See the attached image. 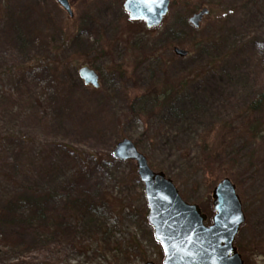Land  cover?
I'll return each mask as SVG.
<instances>
[{"label": "rangeland", "instance_id": "374dc122", "mask_svg": "<svg viewBox=\"0 0 264 264\" xmlns=\"http://www.w3.org/2000/svg\"><path fill=\"white\" fill-rule=\"evenodd\" d=\"M169 1L162 24L147 29L128 19L124 0H68L71 18L55 0H0V170L49 167L43 211L62 231L39 243L42 226L9 216L0 185V264H162L136 165L112 157L123 138L206 225L213 187L235 183L202 168L203 142L221 149L215 162L236 178L245 215L234 245L243 264H264V111L242 114L264 93V0ZM201 8L209 14L193 29ZM15 65L29 71L11 80ZM83 66L98 88L83 84ZM181 79L184 89L157 108L152 92Z\"/></svg>", "mask_w": 264, "mask_h": 264}, {"label": "water", "instance_id": "95a60500", "mask_svg": "<svg viewBox=\"0 0 264 264\" xmlns=\"http://www.w3.org/2000/svg\"><path fill=\"white\" fill-rule=\"evenodd\" d=\"M55 1L70 18L73 16L68 0ZM169 3V0H125L123 9L129 20H142L146 28L152 29L161 25ZM208 14L207 8H201L188 18V23L198 29ZM172 52L179 57L188 54L178 47ZM78 76L85 86L99 87L98 76L92 69L81 67ZM112 157L136 165L146 200V220L162 249V264H243L234 241L245 215L236 187L229 178L221 179L212 189L214 214L206 225L207 216L200 208L186 203L163 172L153 171L129 139L123 138L115 145Z\"/></svg>", "mask_w": 264, "mask_h": 264}, {"label": "trees", "instance_id": "16d2710c", "mask_svg": "<svg viewBox=\"0 0 264 264\" xmlns=\"http://www.w3.org/2000/svg\"><path fill=\"white\" fill-rule=\"evenodd\" d=\"M7 71V76L11 79V72L13 73V78H15L17 75H14L16 74L14 71H22L23 73L29 70L27 68L25 69L23 65H15L11 70L9 69ZM25 78L28 80L27 76L23 77V87L27 89ZM185 84L186 83L182 79L174 83L171 82V84H168V82L163 83L158 87V90L152 92V101L157 108H161L166 102L179 93V91L184 89ZM28 91L30 90L28 89ZM263 111L264 93L257 95L250 100L242 110V114L244 113L247 117L252 118ZM246 126L248 134L253 136L261 130V122L259 120H254V123H247ZM12 137L13 136L8 135L6 139L10 140ZM17 141H19L20 146L24 148L27 147L29 139L27 136L20 133ZM221 155V149H213L209 142H203L201 146L203 170L206 173H216V180L214 181H217L220 179L219 177H223L224 175L231 176L234 179V184L237 186L236 178L232 176L231 172H225L221 166L216 164L215 160ZM3 169L4 170H0V185L2 186V189L5 190L3 204L6 213L11 217H15L18 213L19 215L24 216L27 222L34 225H41L44 229V234L41 238L37 237L39 243L47 246L54 243L51 239L52 237H60L62 231L60 232L59 227L61 226L58 227L57 225H54L51 222V217H48L47 212L43 211L44 205H46L48 198L51 196V193L47 192L48 186L45 185L46 180L50 177V168L46 166L45 169L44 167L37 168L33 165V167H31V171L33 172L32 175H26L24 172L20 173V170H16L11 167L10 164L5 167L3 166ZM30 179H35V181L30 182ZM80 204H82V202L79 200L73 201L74 206L79 205L80 207ZM83 205L85 204H82V207H84Z\"/></svg>", "mask_w": 264, "mask_h": 264}]
</instances>
